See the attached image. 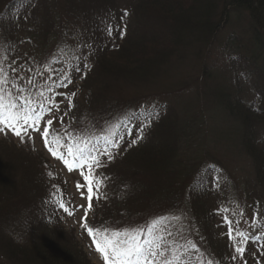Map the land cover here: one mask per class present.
Returning <instances> with one entry per match:
<instances>
[{"label": "trees", "instance_id": "16d2710c", "mask_svg": "<svg viewBox=\"0 0 264 264\" xmlns=\"http://www.w3.org/2000/svg\"><path fill=\"white\" fill-rule=\"evenodd\" d=\"M218 1L131 0L130 11H125L117 0H0V94L5 96V103L12 100L21 111L20 105L27 100L32 114L40 119L46 110L58 106L57 99L62 101V116L68 121L65 134L57 133L58 143L49 140L51 149L64 148L68 152L72 148L76 153L79 148L89 157L83 162L95 158L98 164L91 176L92 183L97 181L100 187L95 207L101 206V220L96 224L85 220L83 225L102 230L109 239L135 242L161 253L141 264H163L165 259L170 264H184L179 262L184 258L186 264H214L213 252L220 264H228L233 244H228L224 234L213 240L209 229L216 231L218 223L223 222L241 233L235 217L242 211L237 209L245 206L262 218L260 226L248 232L245 255L259 248L247 264H264V130L260 132L264 128V88L252 83L250 91H244L242 78L230 86L226 80L216 82L209 71L216 35L228 21L219 22ZM221 1L225 4L223 17L238 11L243 30L232 38L248 56L262 61V73L256 76L257 81L264 82V0ZM80 20L82 27L78 28ZM70 21L74 29L65 24ZM54 29H59L57 37L72 29L71 36L79 35L85 43L91 39L96 49L85 53V46L83 55L88 59L91 54L92 67L82 79L80 72H69L61 78L60 70L55 68L61 52L56 54L58 43L53 45L57 41L51 38ZM104 30L106 37L102 35ZM105 43L111 47H105ZM186 61L194 63L203 74L178 92L198 97L202 103L211 98L217 109L226 113L227 122L237 119L241 130L218 131L203 114L194 123H182L175 106L163 102L161 96L146 102L143 99L147 96L142 95L121 103L113 92H102V87H111L109 82L118 76L138 84L160 69L177 70L175 65ZM78 78L83 83L81 88L76 85ZM84 91L96 97L80 109L77 101ZM251 93L253 101H246ZM111 111L114 113L110 115ZM151 115H156L158 122L146 126V120L155 118ZM256 124L263 127H257L254 134ZM151 126L155 127L147 129ZM112 128L117 129L115 139L109 135ZM135 128L140 134L147 130L142 136L145 139L127 141L126 136L134 135ZM120 140L121 147L117 145ZM236 140L238 144L231 145ZM221 144L238 149L233 157L236 162L247 158L253 164V180L232 179L233 171L213 149L218 150ZM2 148L0 260L9 264H89L76 239L60 229L63 218L68 217L60 204L70 211L67 187L47 163L42 162L41 169L31 166L36 154L32 149L23 150L24 157L19 161L28 160V165L20 167L15 153L10 156ZM121 149L125 154L137 150L128 153L131 157L122 180L114 176L119 161H123L118 153ZM74 156L79 160L78 153ZM81 231L103 255L96 247L97 243L104 244L101 233L90 235L83 226ZM219 240L226 241L222 247Z\"/></svg>", "mask_w": 264, "mask_h": 264}, {"label": "rangeland", "instance_id": "374dc122", "mask_svg": "<svg viewBox=\"0 0 264 264\" xmlns=\"http://www.w3.org/2000/svg\"><path fill=\"white\" fill-rule=\"evenodd\" d=\"M25 1V0H23ZM219 0L217 2L216 7L218 8V17L219 22L223 20L228 19V21L224 22L223 30L218 33V41L216 45L213 47V53L210 61L212 63L209 65V71L213 72V75L216 82H222V81H228L230 83V86H234L236 83V80H239L242 78V85L244 87V91L248 90L250 91L251 84L254 85L257 84L260 87L264 88V82L263 81H257L256 74L258 72L262 73L261 67L263 65L262 61H258L250 55L248 56L245 53V49L237 47L232 36L237 35V33L240 32V30H243L242 22L240 21L238 17V11L237 12H229L228 15L225 17L222 16V13L224 11L225 4ZM119 6L121 7V10L130 11L129 10V4L131 0H117ZM23 5L27 6V3L24 2ZM224 5V6H223ZM25 6L22 8L25 9ZM244 19H247V15H244ZM71 17V16H69ZM73 21V19L71 20ZM65 23L67 26L69 24L70 28L74 29L72 22ZM121 21V20H120ZM72 26H71V25ZM79 27L75 25L76 27L80 28L82 26V21L80 20V23H78ZM72 29L69 31H66L62 36L57 37V32L59 29H54L51 34L52 36L56 37V40L53 45L58 43V50L56 51V54L58 52H61L60 58L61 61L59 63L54 64L55 68L60 70V76L61 78H65L68 76L69 72H80V78L82 79L84 76V72L87 74L90 68L92 67V64H90V56H87L88 59H84V47L85 53L90 52L92 49H96L91 42V39L88 36V41L90 43H85V40L83 38L80 40L79 35H73L71 36ZM94 31V30H92ZM102 35L106 37V31L102 32ZM111 35V34H109ZM112 36H108V38H111ZM37 43V42H35ZM84 43V44H83ZM83 44V45H82ZM105 47L109 45V43L104 44ZM52 46V44H51ZM111 47V45H109ZM83 48V49H80ZM79 55V56H78ZM81 55V56H80ZM249 57V58H245ZM55 58V56H54ZM80 58V59H79ZM215 62V63H214ZM259 65V67H257ZM177 67V70H174L173 68H169V70L166 71V68L160 69L157 72H154L151 74V76H148L146 79V82L138 83L136 84L135 81L125 79L124 77L118 76V78L113 81L109 82L111 87L104 85L102 87V92L107 91L108 93L113 92V94H116L118 98V102H127L129 100H135L139 99L140 96L144 95L147 96L144 97L143 100H146V102L154 101L157 99V96L159 97L163 102H168L169 104H172L175 106L177 112H175L176 116L178 117L180 122H188L194 123L195 120L200 119V115L203 114V118H205L211 126H213L214 129L218 131H236L237 129L241 130V125L236 120H232L234 122H227L226 119V113H223L224 111L220 108L217 109L215 104L213 103V100L211 98H206L205 101L202 103L199 98H195L190 94H181L178 92L180 88L184 85H188L191 82L194 81L197 77H200L201 69L199 67H195L194 63L192 64L191 61H186L179 63L175 65ZM245 76L247 77L244 81ZM76 77V76H74ZM264 77V76H263ZM185 81V82H184ZM257 82V83H256ZM183 83V85H181ZM78 86L83 83L80 82L79 78L76 80V85ZM75 86V85H74ZM115 86V87H114ZM114 87V88H113ZM262 89V88H261ZM89 90V89H88ZM110 91V92H109ZM93 92V90H92ZM89 91H84L80 93V96L78 97L77 105L79 108L86 107L84 102H88L93 100L96 97L95 93H92ZM101 93H98L97 96H99ZM108 95V94H106ZM103 96V95H102ZM254 96L251 93V96L249 98H246V101H253ZM257 101H259V97L257 98ZM56 103L58 106L54 107V109L46 110V114L44 115V118L41 119L39 122H35L34 124L28 123H13L11 126L8 127L6 123H3L0 126V147L6 145L3 147V151L5 153L12 154L15 153V155L18 157L17 164L22 167L23 165H28V160H25L24 163L20 162L19 160H22L24 157L23 150L26 149H32L36 154L33 156V162L35 164L31 166H36V169H41L43 166L41 163L45 162L47 163V168L54 173V175L60 180V182L63 183V186L67 187L68 190V197L69 202L68 206L70 207V212H72V215L68 214V217L63 218L62 222L60 224V229L64 230L66 233H68L71 237L73 236L76 239V242H78V248L80 249V252L84 254L83 257L88 259L90 262L89 264H111V261H105L103 259V255L97 253L92 245L86 240L84 236H82V225L85 220H90L93 224H96L101 220V216L99 215V212L101 210V206L98 205L95 207V199L99 197V191L100 187L97 185V181L93 180V200H92V209L89 211L87 217H85L84 209L78 207L79 205L83 204L85 207L88 204V201L86 199V196L88 194L87 191V184L84 181V176L90 175L92 173L97 172L98 164L94 161L82 163L83 166H75V164L79 163L80 161L77 160L76 157L69 156L67 149H58L57 147H53L54 150H49L50 142L49 140L58 141V134L64 135V125L66 124L67 118H63L62 112H61V106L62 101L57 99ZM202 103V104H201ZM50 103L48 102L47 105ZM202 110V111H201ZM114 112H110L111 115ZM116 115L110 116L111 119L109 122H111ZM155 118H149L146 120V126L150 125L151 123L158 122L156 115H151ZM232 117V115L230 114ZM108 117V116H106ZM122 117V116H120ZM119 117V118H120ZM109 118V117H108ZM118 118V119H119ZM48 120H52V124H48ZM68 121V120H67ZM94 122H92V125ZM264 125V124H263ZM262 124H256L254 128V134H256L257 130H255L257 127H263ZM155 126L147 127L152 128ZM159 129V127H157ZM47 129L49 130V136L47 137L48 146H45V138L43 137L42 130ZM243 129V128H242ZM117 129L112 128L110 130L109 135L115 139L117 136V132L115 131ZM264 128L260 131L263 132ZM19 131L21 134L18 137L16 135V132ZM147 130L143 131V134L138 133L137 129H134V135H127L126 140L127 141H138L141 142L145 138L142 136L146 134ZM58 133V134H57ZM98 134V133H94ZM99 135V134H98ZM264 136V134L262 135ZM239 141V139L237 138ZM235 141V145L238 144V141ZM123 143H121V140L117 142V145L121 147ZM215 151H217V156L219 158H222L221 160L227 163V167L233 171L231 177L235 180H241L243 178L245 179H252L253 175L250 174L255 170V167L251 166V162L245 157V161L242 162L240 160L239 162H236L233 157L238 153V149H236L234 146L226 147L225 145H220L219 149L213 148ZM15 150V151H13ZM17 151H20V154L17 153ZM134 151L137 150H129L128 153L131 155ZM56 152L57 155L54 156L52 153ZM121 156L120 158H123V161H119V169L117 172H115L114 176L117 177V179L122 180L124 177V174L127 172V162L129 158L131 157L128 153L125 154L124 151L121 149L118 152ZM39 154V155H38ZM59 155H63L64 159L68 160L70 164H73V171L68 170V166L65 165L64 161L61 159H58ZM41 156V157H40ZM237 157V156H236ZM127 161V162H126ZM75 162V163H74ZM121 165V166H120ZM240 165V166H239ZM256 179V178H255ZM55 181V180H52ZM77 183L84 184V187L77 190ZM222 184V183H221ZM242 186V185H240ZM260 189V188H259ZM261 191H263L261 189ZM81 193L84 194V198H82ZM245 193V192H244ZM242 192V194H244ZM264 194V191L262 192ZM216 199V198H215ZM107 203V202H106ZM254 203V209L258 207V204H256V201ZM66 207V206H65ZM95 208V209H94ZM100 208V209H99ZM99 209V211H98ZM242 210L238 211L237 216L235 217V221L238 222L241 226V233L237 232L233 227L226 226L225 223L221 222L218 223L220 228L218 230L209 229L210 236L213 237V240H217L219 237H226L229 238V242H231L232 249L228 253V257L230 260L228 261V264H247V261L252 260L254 258L255 253H257V250L259 247L254 248V253L249 254L246 253L247 248V240H248V232L250 230H255L256 227L260 226L261 223V217H259L257 214H252L253 211L250 207L245 206L243 209H237ZM263 216V213L260 214ZM211 226V225H210ZM216 234L218 236H216ZM239 234V235H238ZM63 237V236H62ZM69 237V239L71 238ZM72 237V238H73ZM216 238V239H215ZM246 238V239H245ZM65 239L62 240L64 242ZM225 240H219L217 243L222 247V243H225ZM24 243V241H23ZM238 244V246H237ZM70 245V244H69ZM224 246V245H223ZM215 248H219L217 245ZM237 248L243 249L242 253H237ZM214 256V264H220L221 260L217 259V255L215 252H213ZM227 255H225L226 257ZM252 256V257H251ZM224 257V258H225ZM221 258V256H220ZM251 258V259H250ZM0 259H3L0 257ZM187 260H189L187 258ZM14 261H16L14 259ZM3 264H9L3 260H0ZM179 262L185 263L184 260H179ZM223 259V263H224ZM17 264V262H15Z\"/></svg>", "mask_w": 264, "mask_h": 264}, {"label": "snow or ice", "instance_id": "6c2138e0", "mask_svg": "<svg viewBox=\"0 0 264 264\" xmlns=\"http://www.w3.org/2000/svg\"><path fill=\"white\" fill-rule=\"evenodd\" d=\"M0 93H2V90H0ZM29 105V102L26 100L24 105H20V109H17V105L12 100H8L7 103H5V96L3 94H0V124L6 123L9 126L15 123H19L20 119H23L25 123L28 122L29 119H34V121L38 122L40 120L39 115L32 114V109ZM32 114V115H30ZM53 122L52 120H48V124L51 125ZM20 132L17 131L16 135L19 137ZM43 137L45 138V146H48L47 137L49 136V130L44 129L42 130ZM58 143V141H55ZM51 151V148H49ZM78 153L79 160L81 162L87 161L88 156L85 155V152L82 149H77L76 153L73 152L72 148L68 149L69 156H74ZM54 156L57 155L56 152L52 153ZM58 159H61L64 161L65 165L68 166L69 171H73V164H70L68 160L64 159L63 155H59ZM95 161V158H92ZM75 163V162H74ZM75 166H83L82 164H75ZM51 175V173H49ZM84 181L87 184V191L88 194L86 196V199L88 201L87 206L85 207L83 204L79 205L78 207L84 209L85 217H87L89 211L92 209V200H93V183H92V176L87 175L84 176ZM77 190L84 187V184L77 183L76 185ZM82 198H84V194L81 193ZM98 199V197H97ZM60 207L65 210V212H68L69 215H72V212L68 210V208L65 207L63 203L60 204ZM85 227L90 235H92L95 232L101 233V238L104 240L103 246H101L99 243H97L96 247L97 250L100 251L103 254V259L107 261H111V264H141L142 261H147L149 257H157L160 256V252L152 251L151 249H146L142 245L135 243V242H127L122 243L120 241H115L112 239H109L103 235L102 230H94L91 227H88L87 224L82 225ZM151 243V242H148ZM243 249L237 248V253H242ZM163 264H170V261L165 259L163 261Z\"/></svg>", "mask_w": 264, "mask_h": 264}]
</instances>
